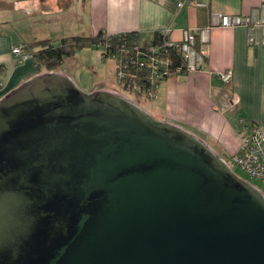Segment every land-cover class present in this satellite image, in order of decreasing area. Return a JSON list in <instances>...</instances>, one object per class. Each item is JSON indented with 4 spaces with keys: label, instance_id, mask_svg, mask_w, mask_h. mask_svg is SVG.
I'll use <instances>...</instances> for the list:
<instances>
[{
    "label": "water",
    "instance_id": "water-1",
    "mask_svg": "<svg viewBox=\"0 0 264 264\" xmlns=\"http://www.w3.org/2000/svg\"><path fill=\"white\" fill-rule=\"evenodd\" d=\"M0 264H264V202L199 137L40 72L0 97Z\"/></svg>",
    "mask_w": 264,
    "mask_h": 264
},
{
    "label": "crops",
    "instance_id": "crops-1",
    "mask_svg": "<svg viewBox=\"0 0 264 264\" xmlns=\"http://www.w3.org/2000/svg\"><path fill=\"white\" fill-rule=\"evenodd\" d=\"M198 1L203 5L187 0H91L89 6L95 33L136 31L147 40L156 31H166L170 40L179 41L182 30L190 29L200 41L202 36V66L162 81L148 104L154 116L150 115L185 129L220 157L229 158L252 126L264 132V0ZM214 13L248 16L250 22L220 26ZM11 45L0 37V97L40 73L32 58L18 61ZM228 69L231 80L225 84L218 74Z\"/></svg>",
    "mask_w": 264,
    "mask_h": 264
},
{
    "label": "rangeland",
    "instance_id": "rangeland-1",
    "mask_svg": "<svg viewBox=\"0 0 264 264\" xmlns=\"http://www.w3.org/2000/svg\"><path fill=\"white\" fill-rule=\"evenodd\" d=\"M90 2L91 0H0L1 41L20 43L47 38L58 43L67 36H90L95 33ZM113 65L112 58L101 57V48L87 46L75 50L59 70L66 73L86 93L100 89L115 91L154 116L148 105L151 98L125 91L117 85ZM221 158L238 177L261 191L259 180L249 177L229 161L228 157Z\"/></svg>",
    "mask_w": 264,
    "mask_h": 264
},
{
    "label": "built area",
    "instance_id": "built-area-1",
    "mask_svg": "<svg viewBox=\"0 0 264 264\" xmlns=\"http://www.w3.org/2000/svg\"><path fill=\"white\" fill-rule=\"evenodd\" d=\"M194 6L203 5L198 0H187ZM182 2H178L177 6H181ZM264 8V4L262 5ZM218 25L224 27H234L237 25H247L250 22L248 16L242 15H224L221 13H214ZM166 33V31H163ZM250 40V39H249ZM203 38L199 39V44L196 42V34L190 29H184L181 33L179 41L170 42L168 44L171 48H176L184 59V70L180 67L173 69L172 61L163 53H160L152 46H148L147 50L151 53V57L139 62L140 67H145L147 73L144 75L146 81L138 83L136 80L137 74L133 71L129 72L128 59L119 57L117 53L110 55L113 59V73L115 81L119 87L125 91L143 95L146 98H152L156 94L158 85L167 78L177 73H192L198 70L204 62V50L201 47ZM145 40L141 39L139 45H144ZM264 45V38L261 41ZM11 53L16 56L18 61H23L31 58V55L22 50V44L18 43L11 47ZM134 63V62H131ZM222 83L228 84L231 80V71L228 69L218 74ZM144 80V79H143ZM115 92V91H112ZM117 93V92H115ZM238 97L234 94L232 96V103H237ZM234 165L239 167L252 179L259 180L262 186L260 191L264 202V132L258 126H252L245 135L240 137V145L238 151L228 158ZM226 163V162H225ZM228 165V164H227Z\"/></svg>",
    "mask_w": 264,
    "mask_h": 264
},
{
    "label": "trees",
    "instance_id": "trees-1",
    "mask_svg": "<svg viewBox=\"0 0 264 264\" xmlns=\"http://www.w3.org/2000/svg\"><path fill=\"white\" fill-rule=\"evenodd\" d=\"M143 40L146 43L140 47L141 38L136 31L107 34L105 30L99 29L95 34L90 36L72 35L63 37L58 43H54L47 38L20 43L22 44V50L31 55L38 72L59 70L63 62L72 56L75 50L87 46H98L101 48L102 58H107L113 53H117L119 57L128 59L129 72L133 68V71L137 74L135 78L138 83L146 81L144 75L147 73V70L145 67H140L139 62L144 61L146 63V59L151 57V53L147 50L148 46L154 47L160 53L167 56L172 61L173 69L180 67L184 70L185 61L179 50L168 46L174 40H170L167 33L156 31L150 39ZM196 42L199 43L197 35ZM16 44L18 43H12L11 47ZM1 71L2 67L0 65V73ZM1 86L2 82L0 81V88ZM135 94L139 95L138 92Z\"/></svg>",
    "mask_w": 264,
    "mask_h": 264
}]
</instances>
